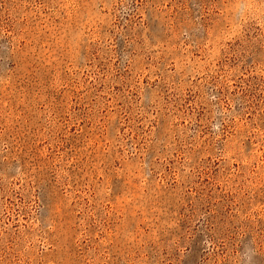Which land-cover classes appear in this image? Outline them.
I'll list each match as a JSON object with an SVG mask.
<instances>
[{"label":"rangeland","instance_id":"rangeland-1","mask_svg":"<svg viewBox=\"0 0 264 264\" xmlns=\"http://www.w3.org/2000/svg\"><path fill=\"white\" fill-rule=\"evenodd\" d=\"M0 264H264V0H0Z\"/></svg>","mask_w":264,"mask_h":264}]
</instances>
